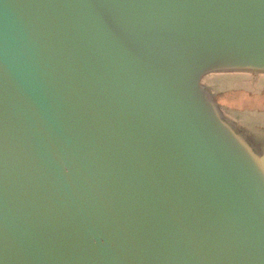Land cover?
I'll return each instance as SVG.
<instances>
[{"label": "water", "instance_id": "water-1", "mask_svg": "<svg viewBox=\"0 0 264 264\" xmlns=\"http://www.w3.org/2000/svg\"><path fill=\"white\" fill-rule=\"evenodd\" d=\"M234 72L264 0H0V264H264Z\"/></svg>", "mask_w": 264, "mask_h": 264}, {"label": "rangeland", "instance_id": "rangeland-1", "mask_svg": "<svg viewBox=\"0 0 264 264\" xmlns=\"http://www.w3.org/2000/svg\"><path fill=\"white\" fill-rule=\"evenodd\" d=\"M204 83L226 116L238 123L235 130L261 154L264 151V73L259 72L257 77L250 72L213 73L204 78Z\"/></svg>", "mask_w": 264, "mask_h": 264}, {"label": "flooded vegetation", "instance_id": "flooded-vegetation-1", "mask_svg": "<svg viewBox=\"0 0 264 264\" xmlns=\"http://www.w3.org/2000/svg\"><path fill=\"white\" fill-rule=\"evenodd\" d=\"M258 76V74H253V77H257ZM222 107V106H221ZM223 110V109H222ZM223 112H224V110H223ZM225 114V113H224ZM227 114H225V116H226ZM226 119L230 122V124H232L235 128L236 127H238L237 125H238V123L236 124V120H233V119H231V118H229V116L227 117L226 116ZM254 138V137H253ZM252 138V139H253Z\"/></svg>", "mask_w": 264, "mask_h": 264}]
</instances>
